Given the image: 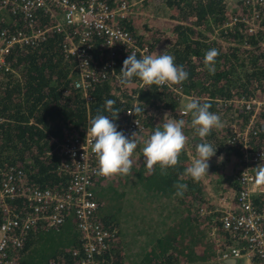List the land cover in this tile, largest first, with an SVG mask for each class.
<instances>
[{"label":"trees","instance_id":"1","mask_svg":"<svg viewBox=\"0 0 264 264\" xmlns=\"http://www.w3.org/2000/svg\"><path fill=\"white\" fill-rule=\"evenodd\" d=\"M162 1L171 19L168 30L172 33V39L167 41L166 54L174 56L175 64L182 65L188 72L187 80L178 85H152L151 88H144L135 77L131 83L122 85L119 71L129 53L120 48L114 55L119 78L109 76L92 82L84 91L88 96L86 100L84 94L72 86L74 71L70 69L71 63L62 49L60 32L48 33L36 44L9 49L5 59L11 70H0V163L20 167L25 179L32 185L60 189L68 175L59 168V143L71 133H82L86 123L90 124L91 119L98 114L112 116L113 113L104 107L106 100H115L113 107L120 111L114 123H117L119 116L128 106H134V109L138 106L141 111H145L146 106L153 107L145 111L148 114L144 115V119L150 118L153 109H167L179 115L178 110L174 109L180 99L176 88L183 93H193L194 100L200 103H209V111L220 116L223 131L231 122L230 119L225 121V117L230 115L229 111L238 119L236 124L240 128L245 126L252 109L246 110L233 103L223 104L222 99L227 101L248 93L264 94V32L258 30L256 33H248L240 22L224 25L232 14H245L248 4H242L239 0L238 6L232 11L226 10L229 0ZM130 17L131 15L127 19L122 18V24L140 41L149 43L150 49H153L158 39L154 41L136 33L129 21ZM37 19L44 22L47 17L38 13ZM17 23L15 17H10L7 22L6 19L0 21V25L8 29ZM37 23L41 25L39 21ZM213 48L219 51L215 58L214 75L209 73L203 62L205 53ZM134 90L137 102L131 105V96L128 93ZM216 131L217 128H214L205 141H201L199 136L195 137L194 145L189 148L193 158L198 143L208 142L214 149L217 148L216 154L208 161V174L198 182L182 176L191 163L185 150L180 154L178 164L168 168L167 175H162L159 165L154 167L153 172H148L143 163L141 149L139 160L131 169L132 175L126 176H133L142 184L143 201L150 203L149 200L157 193L162 201L161 196L176 193L175 184H186L187 189L179 199L184 202L183 212L186 211L189 215H185L182 220L185 223L192 220L191 225L199 219L205 220L207 217L197 212L199 204L206 201L204 178H210L211 168H214V171L221 169L219 176L222 180H226L224 177L227 176L229 189L235 191L238 186L236 176L244 164L240 158L241 143L229 142L225 133L218 134ZM139 136L136 134V137ZM246 143L247 148L251 149L264 147V108L255 111L253 124L246 134ZM227 161L231 162L229 171L221 168L222 163ZM260 168H264V161L249 166L255 179ZM126 176L110 177L109 181L103 183V193H100L99 186H94L97 210L101 206L106 208V200L113 202L110 207L114 204V210L106 209L101 216H98L99 210L97 212L102 226L108 229L112 228L111 224L116 225L118 222L117 213L123 203L115 186L117 183L122 185V179L126 180ZM254 201L264 202V194L257 192ZM9 205L12 209H20L21 198L11 199ZM146 208L148 210L151 207L147 205ZM158 213L160 214V211ZM173 214L176 212L173 211ZM149 215L152 222L162 219H157L150 213ZM187 225L190 227V224ZM182 227V224L174 223L168 233L157 238L155 244H152L151 240L150 248L149 245L143 246L141 252H138L139 260L136 264H177L181 259V252L172 247L175 242L179 244L178 238L184 232ZM49 230L54 231L56 235ZM77 245V232L67 218L55 227L38 223L28 231L24 244L14 250L13 254L17 264H53V261L66 263L73 257L72 250L77 248ZM123 245L119 228L115 227L109 246L100 256V264H125L122 258L127 249Z\"/></svg>","mask_w":264,"mask_h":264},{"label":"built area","instance_id":"2","mask_svg":"<svg viewBox=\"0 0 264 264\" xmlns=\"http://www.w3.org/2000/svg\"><path fill=\"white\" fill-rule=\"evenodd\" d=\"M241 1L248 4L247 12L232 14L224 24L240 22L248 33L264 32V0ZM132 5L130 0H0V9L9 14L6 22L10 17L18 21L9 29L0 25V70H11L5 59L9 49L36 44L54 31L62 35V49L74 71L73 88L84 94L96 80L109 76L118 79L114 60L117 49L134 52L138 58L166 54L158 52L155 45L150 49L149 43L140 41L122 24ZM38 13H43L47 20H38ZM4 16H0V21L5 20ZM175 91L182 98H194L178 88ZM128 94L131 105L136 104V90ZM84 98L87 100L88 96L84 94ZM222 102L252 109V117L256 110L264 108V94H241ZM144 115L145 111L134 113V106L126 107L117 120V130L127 137L143 132ZM251 117L245 129L236 130L237 124L230 122L226 134L229 142L242 146L240 158L244 164L236 176L237 189L227 199L221 196L217 203L202 202L197 207L198 214L211 217L207 219L210 226L216 225L222 233L223 238L216 241L215 258L223 264L225 259L242 257L249 264H264V202L254 201L255 192L261 190L262 184L249 170L250 165L264 161V147L247 148ZM89 126L86 123L82 133H71L59 143V168L68 175L60 189L32 185L20 167L0 163V264H17L13 251L24 244L28 231L35 225L55 227L67 218L77 232L78 247L72 250L70 261H53V264H100V256L109 246L115 227H103L97 217L98 203L93 188L103 176L97 175V158L91 151L90 138L86 137ZM16 197L22 203L18 210L9 205ZM212 233L211 230L214 237Z\"/></svg>","mask_w":264,"mask_h":264},{"label":"rangeland","instance_id":"3","mask_svg":"<svg viewBox=\"0 0 264 264\" xmlns=\"http://www.w3.org/2000/svg\"><path fill=\"white\" fill-rule=\"evenodd\" d=\"M129 1V0H128ZM133 2V5L131 6L130 12L127 16V18L131 15L129 18V21L131 23L132 28L136 31V33L140 34L143 37H148L151 39H158L155 41L156 50L158 52H166L167 41L169 39H172V33L169 32V26L171 23V20L168 18V10L165 8L164 4L162 3V0H130ZM224 2V1H223ZM239 0H229V2L226 3V10H232L238 6ZM242 3V2H241ZM136 4V6H135ZM2 14H5V19L9 17V14H7L6 10L0 9V16ZM156 16H158L159 26L155 25L156 21L153 22L154 19H156ZM225 25V24H224ZM167 29V32H165ZM167 33V36H166ZM186 93V92H185ZM192 94L193 93H187ZM180 97V96H179ZM194 98L190 101H193ZM187 98L180 97L179 101L176 103L175 110H178L180 113L179 115L175 114L174 111H169L167 109L163 110H156L153 109L151 111L150 118L147 119V117L143 121L146 122V125L144 126V131L139 133V137H136L139 141L137 149L134 151L132 159L134 161L133 166L137 163L140 157V150L143 148V140L147 139L150 134H152L155 131V128L160 124L159 126L162 128L163 122H166L169 119H175L180 120L183 119L185 121V125L183 128V131L185 135L188 137L187 144L185 146V151L188 156V159L192 161L193 155L190 153L189 148L191 145H194V138L198 135L195 133V130L191 127V114L190 117L188 115H182V112L179 111L181 109H184L186 104L188 102ZM153 107H146V112ZM229 116L225 117V121L229 120L232 123H237L238 119L234 116V114H231V111ZM148 113H145V116H147ZM166 114V115H165ZM144 116V117H145ZM251 116L249 115L248 118ZM254 115L251 117V121H253ZM149 120V122L147 121ZM248 124L246 123L244 129L246 128ZM241 127V129H243ZM240 127L236 125V130H238ZM229 127L226 128L225 131H223V128H217L216 133L218 134H224L225 135L229 131ZM223 132V133H222ZM242 147V146H241ZM142 155V154H141ZM191 164V163H190ZM223 165L221 168H223L226 171H229L231 168V162H223ZM212 172L210 173V178H204V191L206 195L209 197V199L205 198V202L210 203H217L219 197H223V199H227V195H232V191L229 189L230 184L228 182L227 176H225L222 180V177L219 176V171L221 169L215 170L214 168H211ZM218 171V172H217ZM115 175L113 176V178ZM133 176L130 177V179L126 181L133 180ZM110 178H99L96 182L97 187L100 188V193H103V182L109 181ZM222 180V181H221ZM105 185V184H104ZM117 190L123 191L122 194L126 191V195L122 196L121 203L123 205L121 206V210L117 213V224L112 225L113 227H118L121 237V242H123V246L126 247V254L124 252V257L122 258V261H124L125 264H136L139 260L138 252L140 250V245L147 246L150 248L152 244H155L157 238L162 237L165 235V233L169 232V229L171 226H174V223H180L183 225L182 229L184 230L182 236L178 238L179 244L175 242L172 248L177 249L181 252L180 257L177 261V264H221L220 261H217L215 259V250H216V241L218 239H222V233L219 230V228H215L216 225L210 226L209 221L207 219H210L211 217H207L205 220L199 219L195 224L191 225L193 221L186 222L187 224H190V227L182 220L185 215H189L186 211L183 212V201L179 199V196L177 197L174 193H167L166 196H161V200H159V209L160 214L157 215L158 218L162 217L161 220L151 221L149 213L144 212L143 210H147L146 207H143V205H149L150 203L144 202L143 200H140V188L135 187L134 185L128 184L127 182L123 185L116 184L115 186ZM262 189L264 190V185H262ZM142 197V196H141ZM188 200H186L187 202ZM112 201H105V206H101L99 208V214L98 216H101L103 211H106V209H112L114 210V204L110 207L112 204ZM149 210V209H148ZM173 211L176 212V214L179 213L178 217H175L173 223L171 225H167L168 222V215H171ZM145 213V214H142ZM182 212V213H181ZM184 214V215H183ZM212 230L211 236L210 231ZM50 233H53V235H56V233L52 230H49ZM152 241V244L150 243ZM151 244V245H150ZM172 250V249H171ZM200 256H203L200 257ZM183 259V260H182ZM234 264H246L245 257H242V259H235Z\"/></svg>","mask_w":264,"mask_h":264},{"label":"clouds","instance_id":"4","mask_svg":"<svg viewBox=\"0 0 264 264\" xmlns=\"http://www.w3.org/2000/svg\"><path fill=\"white\" fill-rule=\"evenodd\" d=\"M218 55L219 51L215 48L205 53L203 62L210 74H215V58ZM174 61L175 57L172 55L149 54L137 58L133 52L123 61V66L119 71L120 82L122 85H127L135 77L142 82L144 88H151L152 85L163 87L181 84L187 80L188 72L182 65L177 66ZM115 103V100L108 99L104 105L108 112L113 113L112 116L98 114L91 119L90 126L86 127V137L90 138L91 151L97 158V175L105 178L131 174L134 163L132 156L139 143L136 132L132 133L129 138L122 131L117 130L118 126L113 121L118 118L120 111L114 109ZM210 107L211 105L207 102L200 103L193 100L186 104L182 112V115L191 114V127L201 141H205L214 128L223 126L220 116L210 112ZM140 112L141 108L135 107L134 113ZM159 125L147 139L143 140V163L149 173L154 171L156 165H159L161 174L167 175L166 170L178 164L179 156L185 149L188 137L183 131L185 125L183 119H169L163 122L162 128ZM216 150L217 148L214 149L208 142L198 143L195 158L192 159L190 166L185 169L182 176L190 177L195 182L200 181L208 174L210 167L208 161L216 154ZM257 182L264 184V168H260L257 172ZM174 187L177 189L176 196H183L184 190L187 189V185L181 183L175 184Z\"/></svg>","mask_w":264,"mask_h":264},{"label":"crops","instance_id":"5","mask_svg":"<svg viewBox=\"0 0 264 264\" xmlns=\"http://www.w3.org/2000/svg\"><path fill=\"white\" fill-rule=\"evenodd\" d=\"M135 1H137V0H135ZM163 3V2H162ZM135 6H136V4H135ZM165 6V5H164ZM166 8V7H165ZM158 19V16H156V19H154L153 20V22L155 21V20H157ZM169 20H171L170 18H168ZM155 25H157V26H159V21L157 20L156 21V23H155ZM165 32H167V29H166V31ZM130 175H132V174H130ZM130 177H132V176H126V180L128 179H130ZM134 178V177H133ZM125 179H122V181L124 182L123 184H125L126 182L128 183V184H131V185H134L135 187H137V188H140V193H141V196H140V200H144L143 199V195H144V193L142 192V190H143V187H142V184L140 183V182H138L135 178L133 179V180H130V181H126ZM104 183V182H103ZM122 184V185H123ZM95 188H93V190H94ZM102 189H103V187H102ZM261 190H258L259 192H262L263 194H264V190L262 189V188H260ZM205 192V191H204ZM123 193V191H120V194L121 195H119L120 197H122V196H125L126 195V191L124 192V194H122ZM255 193H257V191L255 192ZM157 195H158V193H157ZM155 195L154 194V197H153V199L152 200H149L150 201V209L149 210H143L144 212H146V213H150V214H153V217H157V214L159 215V211H160V209H159V196L160 195ZM205 198H207V199H209V197L206 195V193H205ZM209 201H210V199H209ZM148 205V204H147ZM147 205H143L142 204V206L143 207H147ZM99 210V209H98ZM98 210H97V212H98ZM142 214H145V213H143L142 212ZM175 215L176 214H171V215H168V222L169 223H167V225H171L172 223H173V221H174V219H175ZM184 215V214H183ZM179 216V214L177 215V217ZM157 219H158V217H157ZM148 246V245H147ZM143 248V245L141 246L140 245V250H139V252H141V249ZM242 259V258H241ZM217 260V259H216ZM218 261V260H217ZM245 262H246V264H249V262L245 259ZM221 264H223V263H221Z\"/></svg>","mask_w":264,"mask_h":264},{"label":"water","instance_id":"6","mask_svg":"<svg viewBox=\"0 0 264 264\" xmlns=\"http://www.w3.org/2000/svg\"><path fill=\"white\" fill-rule=\"evenodd\" d=\"M225 264H234L235 259L234 258H228L223 261Z\"/></svg>","mask_w":264,"mask_h":264},{"label":"flooded vegetation","instance_id":"7","mask_svg":"<svg viewBox=\"0 0 264 264\" xmlns=\"http://www.w3.org/2000/svg\"><path fill=\"white\" fill-rule=\"evenodd\" d=\"M226 136V135H225Z\"/></svg>","mask_w":264,"mask_h":264}]
</instances>
